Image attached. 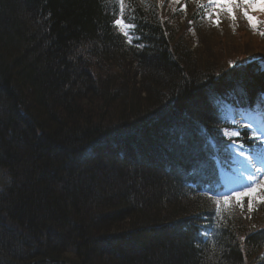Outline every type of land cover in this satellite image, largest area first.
I'll use <instances>...</instances> for the list:
<instances>
[{"label": "trees", "instance_id": "obj_1", "mask_svg": "<svg viewBox=\"0 0 264 264\" xmlns=\"http://www.w3.org/2000/svg\"><path fill=\"white\" fill-rule=\"evenodd\" d=\"M183 2L175 27L160 0H124L123 12L119 0H0V264H264V203L226 207L209 159L229 158L226 104L264 106V36L248 61ZM197 158L208 166L194 172ZM26 161L16 177L11 164ZM108 170L129 185L108 193L96 182Z\"/></svg>", "mask_w": 264, "mask_h": 264}, {"label": "snow or ice", "instance_id": "obj_2", "mask_svg": "<svg viewBox=\"0 0 264 264\" xmlns=\"http://www.w3.org/2000/svg\"><path fill=\"white\" fill-rule=\"evenodd\" d=\"M121 5V12H123L124 0H119ZM179 3V0H177ZM198 5V12L202 13L201 19L209 20L211 23L219 27L222 22V13L227 14V18L230 21L235 22L237 17L235 15L236 9H239L244 19L247 21L249 28L261 35L264 36V30H261L260 26L264 24V21H261L256 13H264V0H206V3H202V0H196ZM186 5H181V10H184ZM113 23L118 27H123L125 29L134 28L135 25L126 23V20L123 16H118L113 20ZM191 24L192 21H189ZM126 37L129 36V32L125 31L123 33ZM143 47V45H139ZM247 61L244 63L235 64L237 69L243 68L246 65ZM234 62H229V67H233ZM264 70V68H262ZM251 110H245V113L250 112ZM257 116H264V113H257ZM233 124L235 123V115L233 116ZM246 127L251 129L252 135L248 138L252 141L250 149H245L243 144H237L235 140L232 143L228 144L223 151L230 154L232 159H235L236 156H239L240 164L243 171L240 172L241 179L244 180V183L240 185L244 191H238L235 189H229L231 196L227 192L221 193H212V187L208 186L206 191L222 197L223 204L226 207H232L231 201L234 199L235 202L240 206L241 210L244 207V199L248 198V210H253V201L259 200L261 203H264V180H261V177H264V123H261L260 126L252 128L251 124ZM225 137H239L240 130L234 128L232 131H225ZM178 140L184 142V134L181 133L178 135ZM203 145L205 147L211 148L213 153L219 152L222 149L219 148L212 140L204 138ZM209 159L215 161L218 157L214 154ZM207 161L201 159H195L193 161V171H199L201 169L207 168ZM259 181V182H258ZM210 198V197H209ZM221 201L216 200V206L219 208Z\"/></svg>", "mask_w": 264, "mask_h": 264}, {"label": "rangeland", "instance_id": "obj_3", "mask_svg": "<svg viewBox=\"0 0 264 264\" xmlns=\"http://www.w3.org/2000/svg\"><path fill=\"white\" fill-rule=\"evenodd\" d=\"M163 4V11L164 14L162 13V17L163 20H168V24L170 25H174L175 27H178L181 23H184V16L185 14H187L188 10H187V6L184 10H181V5H185L184 3H182L181 0H179V3H177V0H160ZM195 6H197V10L198 11V5L196 3V0H191ZM191 3V4H193ZM202 3H206V0ZM202 14V13H201ZM235 15L237 17L236 21H230L227 18V14L226 13H222V22L220 24L219 27L214 26L211 21L209 20H204L202 19V25L204 26V30L207 32L210 30L212 31V36H222L226 41L225 44L227 43V46H225V49H228V46H232V49H234L233 47H240V50L246 51L247 50V59L248 60H253L258 56V53L254 50L255 47L257 45H255L257 43L258 38L260 37V35H258L257 33L253 32L249 26L247 21L244 19L243 15L241 14L239 9H236L235 11ZM257 15V13H256ZM259 16L263 17L264 13H260ZM123 30H127L123 27H121ZM202 28V27H201ZM195 26H193L192 24L189 26V28H187L184 31V39L186 44L189 43L190 48L196 47V45H198L199 41H200V36L197 34L196 30H195ZM235 32L240 35L241 37L239 39L236 38ZM237 35V36H238ZM203 46H206L203 43ZM205 50V48L203 49ZM207 50H205V54L207 55ZM237 53L234 52V55L231 56L229 58L228 62H235L238 58V56L236 55ZM239 59V58H238ZM229 106L225 105L224 106V111H225V117H229V119H231L233 121V116L235 115V121H237V117H236V111L240 112L241 110L239 108H237V106L232 105L228 108ZM228 109V112H227ZM227 112V113H226ZM257 113H264V110H261ZM257 113L252 114V117L248 120L246 117L243 116V120L240 122V124L244 123L245 121L248 122L249 124H251L252 128L258 127L260 126L261 123H264V116H257ZM238 122V121H237ZM234 129V127L230 130L228 129L227 131H232ZM226 131V130H225ZM251 132V130H250ZM252 135V132H251ZM136 159H139L136 155L135 157ZM158 159V157H156ZM241 159L239 156L237 157V159ZM236 159V160H237ZM237 160V165L240 166V160ZM146 160V159H145ZM160 160V159H158ZM155 160V161H158ZM151 164V169L153 170L154 167L153 165L155 164L154 161H142V164ZM3 168H0V184L2 183L1 178H2V170ZM107 172V173H106ZM104 176H97L96 178V182L97 185H102V187H104L108 193H112V191H121L122 188L124 186L129 185V182H125L124 180H121L115 173L113 170L111 171H106ZM160 172L164 173L162 170H160ZM225 172H231L236 174L235 171H233L231 169V171H225V170H221V176H223V174ZM169 174V173H168ZM240 176V173H238ZM260 179H264V177H261ZM98 180H102V181H98ZM90 181V180H88ZM156 186V185H154ZM136 187L138 188V186L136 185ZM248 201V198H247ZM261 202L259 200H254L253 201V209L254 207H256L257 204H260ZM163 204H159V207H161V209H163ZM150 212L154 213V214H162V210H158L156 211V209L150 207ZM132 221V215H126L124 216V218L120 219L119 221H117V225L122 227V226H128L129 223H131ZM174 242L176 243V241L174 240ZM175 257V256H174Z\"/></svg>", "mask_w": 264, "mask_h": 264}, {"label": "bare ground", "instance_id": "obj_4", "mask_svg": "<svg viewBox=\"0 0 264 264\" xmlns=\"http://www.w3.org/2000/svg\"><path fill=\"white\" fill-rule=\"evenodd\" d=\"M147 150L148 151H152L153 153H155L157 150H158V148H156V147H154V146H149L148 148H147ZM22 156H24V155H22ZM21 169H19V167H18V169H17V167H15L14 166V168H13V166H12V164H11V169L13 170V172L17 175L16 177H18V175H19V173H23V171L25 170V167H27V169L26 170H28L29 169V165H30V162L29 161H26V162H22L21 164ZM5 165L2 163V162H0V168H3V169H1L2 170V178H1V181H2V183H7V182H9V177H8V173H9V171L8 170H6L5 168ZM235 170L238 172V173H240L241 171H243V169H242V167H241V165L240 166H236L235 167ZM8 171V172H7ZM26 172V171H25ZM223 180H224V183L227 185V187L229 188V189H235V190H238V191H244V189L243 188H241L240 187V185L241 184H243L244 183V180L243 179H241V177H239V176H237L236 174H232V173H225L223 176ZM11 181V180H10ZM259 182V181H258ZM23 185H25V183L23 182ZM2 186V185H1ZM145 188V186H142V191H143V189ZM129 215V214H128ZM126 216V215H125ZM133 218L134 217H132V220H133ZM46 258H44L43 260H45ZM47 261H52L51 259L50 260H47ZM101 263H105L104 261H100V264Z\"/></svg>", "mask_w": 264, "mask_h": 264}, {"label": "water", "instance_id": "obj_5", "mask_svg": "<svg viewBox=\"0 0 264 264\" xmlns=\"http://www.w3.org/2000/svg\"><path fill=\"white\" fill-rule=\"evenodd\" d=\"M45 260H50V259L46 258ZM67 264H69V263H67Z\"/></svg>", "mask_w": 264, "mask_h": 264}]
</instances>
